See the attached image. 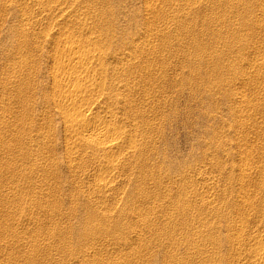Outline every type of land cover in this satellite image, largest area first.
I'll return each mask as SVG.
<instances>
[{"label": "rangeland", "instance_id": "obj_1", "mask_svg": "<svg viewBox=\"0 0 264 264\" xmlns=\"http://www.w3.org/2000/svg\"><path fill=\"white\" fill-rule=\"evenodd\" d=\"M0 264H264V0H0Z\"/></svg>", "mask_w": 264, "mask_h": 264}, {"label": "bare ground", "instance_id": "obj_2", "mask_svg": "<svg viewBox=\"0 0 264 264\" xmlns=\"http://www.w3.org/2000/svg\"><path fill=\"white\" fill-rule=\"evenodd\" d=\"M229 1V0H228ZM230 4V3H229ZM235 4V3H234ZM79 19V18H78ZM214 19V18H213ZM74 36H68V35H66V37H65V40H66V42L69 44V45H66L67 47L65 48L64 46V49H57V51H59V50H62L61 51V55H62V57L61 58H63L62 60H61V58L60 59H57L58 61H59V64H58V66H61V68H63V67H65L63 70H60V67L58 68L59 69V71H66L65 69H66V67L68 68V69H70V73L69 72H65V73H67V74H65V77L68 75L69 76V74L71 75L72 73H74L75 74V72L77 73V70H82V69H86L87 67L89 68L90 67V70H92L91 69V66H92V64H91V62L92 61H90L91 60V58H92V60H93V58L95 57V60L97 59V60H99L100 61V58L102 57V50L100 49V48H98V46L97 47H94L93 45H94V43H93V41L90 39V38H83V40H82V37L80 38V37H78L77 36V38L76 37H74ZM64 42V41H63ZM65 43V42H64ZM66 43V44H67ZM93 44V45H92ZM64 45V44H63ZM57 47V46H56ZM113 55V54H112ZM105 56V55H104ZM115 56V55H114ZM103 58V57H102ZM117 58V57H116ZM119 59V58H118ZM101 60H103V59H101ZM263 60V59H262ZM261 60V61H262ZM57 61V62H58ZM95 62V61H94ZM102 62V61H101ZM93 63V62H92ZM98 63V62H97ZM57 64V63H56ZM95 65H96V63H95ZM101 65H102V63H101ZM100 65V66H101ZM57 66V67H58ZM88 68H87V70H88ZM94 68V67H93ZM99 68V67H98ZM57 69V68H56ZM77 69V70H76ZM102 69V68H101ZM84 71V70H83ZM83 71H81V72H83ZM101 71H103V70H101ZM55 71H53V75L55 74V76H56V73H54ZM86 72V71H85ZM100 72V71H99ZM58 73V72H57ZM103 73V72H102ZM59 74V73H58ZM80 74H82V73H80V72H78L77 74H75V76L74 77H72V76H69V78L70 77H72V80L73 79H75V80H71V81H69V79H67L68 81H66L65 82V80H60V81H58L60 78H62V76L60 77L59 75H57L58 76V78L57 77H55L56 79H58V80H56V79H54L53 77H52V79H54L55 81V83L54 84H56V88L59 86V88L61 89V88H63V87H65L66 89H64V91L66 92L67 91V93H69V94H67V101H63L64 102V105H65V108L66 109H68L67 107H69V109L71 108V111L72 110H74V109H72V106H76L77 104H78V102H76L77 101V97H79L80 98V96L83 94L84 95V92L86 91V90H90L92 87H91V85L89 84V80L87 79V82H88V85H86V83H85V78L87 77H82V75H80ZM91 74V73H90ZM89 74V75H90ZM52 75V76H53ZM73 75V74H72ZM97 75V74H96ZM100 75V74H99ZM60 77V78H59ZM101 78H102V76H100ZM67 78V77H66ZM65 78V79H66ZM94 78V77H93ZM101 78H99V79H101ZM62 79H64V78H62ZM71 79V78H70ZM85 79V80H84ZM90 79V78H89ZM98 79V78H97ZM82 80H84V81H82ZM98 82V81H97ZM101 82V85H104L105 83H104V81L102 82V81H100ZM85 83V84H84ZM99 83V82H98ZM97 83V84H98ZM99 86V85H98ZM54 87H55V85H54ZM89 87H91V88H89ZM94 87V86H93ZM99 88V87H98ZM102 88V87H101ZM62 89V90H63ZM97 90V89H96ZM87 91V92H88ZM93 91V89H91V92ZM62 93V92H61ZM89 93V92H88ZM63 94V93H62ZM86 94V93H85ZM90 94V93H89ZM70 96H72V97H74V98H72V97H70V98H72V99H70L69 97ZM86 96V95H85ZM84 96V97H85ZM81 97H83V96H81ZM75 98H77L76 100H75ZM56 100H58V99H56ZM61 100V99H60ZM59 100V101H60ZM82 100V99H81ZM59 101H57V102H59ZM78 101H79V99H78ZM112 101V100H111ZM61 102V101H60ZM75 102H76V105H75ZM55 103H56V101H55ZM54 103V104H55ZM82 103H83V101H82ZM85 103H87V102H85ZM81 104V103H80ZM79 104V106L81 107V105ZM79 106H78V109H81V108H79ZM98 106V105H97ZM63 107V106H62ZM77 109V110H78ZM61 110H63V108H61ZM66 111H69V110H65V112ZM82 111V110H81ZM88 111V110H87ZM106 111V110H105ZM63 112V111H62ZM79 113H81L80 112V110L78 111ZM77 112V113H78ZM75 113H76V111H75ZM74 113V114H75ZM106 115V114H105ZM90 116H91V114L90 113H87V114H84V109H83V111H82V113L81 114H75L74 116H73V114H70V112H69V114H64L62 117L64 118V120H65V122H70L69 124H75V125H79V126H83V128H82V130H81V132L79 133H77V135H78V138H76V139H79V140H81L82 141V143H86V144H88V145H90V147H91V149H90V151L92 150V153H94V152H96V151H98V150H101V152H102V150L103 151H110L111 149H113V148H115L116 146H117V137H115L114 136V133H116L117 132V128H116V126L114 127V131L111 133V134H109V138L107 139V138H105L106 136H107V134H106V126H107V124L105 123L106 121L105 120H94V121H96V122H90L91 120H90ZM102 116V115H101ZM100 116V117H101ZM97 117V116H96ZM105 117V116H104ZM91 118H92V116H91ZM95 118V116L93 117V119ZM99 118V117H98ZM104 119V118H103ZM114 119V118H113ZM93 121V120H92ZM105 121V122H104ZM114 121H115V119H114ZM113 121V122H114ZM107 123H108V119H107ZM68 124V125H69ZM110 126V125H109ZM109 126H107V127H109ZM70 127V126H69ZM80 127V128H81ZM72 128H74V126L72 127ZM76 128V127H75ZM74 128V129H75ZM110 128V127H109ZM108 128V129H109ZM113 128V127H112ZM111 128V130H113ZM73 129V130H74ZM107 129V130H108ZM71 131H72V129H71ZM75 131V130H74ZM74 131H73V134H74ZM78 131V130H77ZM109 131L110 130H108V133H109ZM72 133V132H71ZM70 133V134H71ZM76 134V133H75ZM75 137H76V135H74ZM117 136V135H116ZM75 137H74V139H75ZM73 138V137H72ZM72 143H74V140H73V142H71L70 144H72ZM81 144V143H80ZM131 144V143H130ZM68 145V144H67ZM66 145V146H67ZM79 145V144H78ZM84 145V144H83ZM85 146V145H84ZM133 146V145H132ZM86 147H87V145H86ZM90 147H87V148H90ZM134 147V146H133ZM68 148H71L70 146L68 147ZM74 149V148H73ZM73 149H68V150H73ZM67 150V149H66ZM84 151H86V150H84ZM110 153V152H109ZM108 152H107V154H104V155H106L105 156V165H106V163L108 162V165H110V163H109V159H108V157H107V155L109 154ZM72 155V154H71ZM90 155V154H89ZM96 155V154H95ZM103 155V156H104ZM109 156V155H108ZM101 158V157H100ZM111 158V157H110ZM101 160H103L102 158L100 159V161H99V159H98V161L99 162H101ZM98 162V163H99ZM103 163V162H102ZM99 164H101V163H99ZM102 165V164H101ZM110 167V166H109ZM248 202V201H247ZM255 249V248H254ZM253 250V249H252ZM254 254H257V253H254ZM251 255V254H250Z\"/></svg>", "mask_w": 264, "mask_h": 264}]
</instances>
